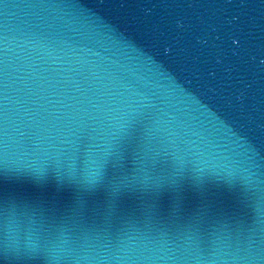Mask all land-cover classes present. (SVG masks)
<instances>
[{
    "label": "water",
    "instance_id": "95a60500",
    "mask_svg": "<svg viewBox=\"0 0 264 264\" xmlns=\"http://www.w3.org/2000/svg\"><path fill=\"white\" fill-rule=\"evenodd\" d=\"M0 264H264V0H0Z\"/></svg>",
    "mask_w": 264,
    "mask_h": 264
}]
</instances>
